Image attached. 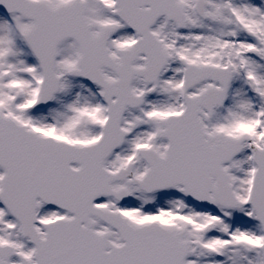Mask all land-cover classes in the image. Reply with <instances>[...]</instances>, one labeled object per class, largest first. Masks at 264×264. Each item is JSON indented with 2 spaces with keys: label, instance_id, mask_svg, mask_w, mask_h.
Segmentation results:
<instances>
[{
  "label": "snow or ice",
  "instance_id": "obj_1",
  "mask_svg": "<svg viewBox=\"0 0 264 264\" xmlns=\"http://www.w3.org/2000/svg\"><path fill=\"white\" fill-rule=\"evenodd\" d=\"M0 264H264V0H0Z\"/></svg>",
  "mask_w": 264,
  "mask_h": 264
}]
</instances>
